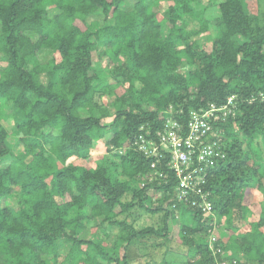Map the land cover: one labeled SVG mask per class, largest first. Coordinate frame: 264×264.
<instances>
[{
	"label": "trees",
	"instance_id": "trees-1",
	"mask_svg": "<svg viewBox=\"0 0 264 264\" xmlns=\"http://www.w3.org/2000/svg\"><path fill=\"white\" fill-rule=\"evenodd\" d=\"M243 1L0 0V264H129L130 245L150 239L167 256L174 227L185 264H264V27ZM211 29L204 47L198 37ZM93 53L108 59L106 74ZM230 98L233 118L203 119L205 141L223 138L203 184L225 217V257L214 258L205 219L188 203L198 197H176L169 154L155 162L132 144L139 135L157 144L167 120L185 125ZM8 113L21 115L12 131ZM102 141L110 159L71 163ZM253 185L263 200L246 230L242 200ZM135 210L159 220L137 230L127 219Z\"/></svg>",
	"mask_w": 264,
	"mask_h": 264
},
{
	"label": "rangeland",
	"instance_id": "rangeland-1",
	"mask_svg": "<svg viewBox=\"0 0 264 264\" xmlns=\"http://www.w3.org/2000/svg\"><path fill=\"white\" fill-rule=\"evenodd\" d=\"M134 2L132 1H127V9H130L132 7ZM202 5H206L205 2H203ZM243 8L246 14L248 15H256V17L259 19V24L261 27H264V0H245L243 1ZM206 7V11L204 14V18L206 21H208L209 23H211L212 21H214V19L218 16L217 15V7L216 5H214V7ZM166 5H161L160 7V13H162L163 15H166ZM90 22V21H89ZM186 28L189 29L191 28L192 24H188V20L186 22ZM197 26L195 25L193 28H196ZM214 34L212 33V29L205 33L202 34L198 37L199 42L201 43L202 46L207 47L209 46V44L211 43V40L213 38ZM48 56V55H47ZM47 56L42 58L43 60L47 59ZM49 57V56H48ZM92 59H93V64H94V68L96 70L97 73L100 72H105L104 74H106V67L109 66V62L108 59H98L97 53H93L92 54ZM111 64V63H110ZM1 68V66H0ZM184 71V70H182ZM189 93L191 95L195 94V88L191 87L189 88ZM234 100L232 98H230L226 105L224 107H220L218 109V111L222 114V119L224 122H226L228 119L233 118L234 117V112H235V104L233 102ZM110 111L112 110V108H110ZM218 113V112H217ZM9 114V118L7 120V122H5V125L8 127L9 131L14 130V124L16 123H20L21 121V115L20 113L14 114V113H8ZM81 117H87V113L82 112L81 113ZM216 119V118H215ZM214 119V120H215ZM217 133V132H216ZM217 136H219V138L217 140H209V144L212 147V149H219V145L222 144V136L219 135L217 133ZM133 144L135 146L134 149H136V144L139 141L133 140ZM154 142V141H153ZM153 142L151 143H144V145L146 146V148H151L153 149ZM212 142H214L212 144ZM11 147L13 149V152H17L20 151L21 149L18 148L19 146L15 145V142H11ZM115 153V151L110 150L107 148L106 144L102 141L99 142L95 145V147L91 150L89 158L88 159H75L72 158L71 159V163H73V165H78V166H83L85 168H90V167H95V165L97 164V162H101L102 159H110L111 156H113V154ZM159 158H163V156L161 155V157ZM70 162V160H69ZM5 165V164H4ZM156 164L151 165V168H154ZM208 178V176H207ZM143 184L140 183V186H142ZM176 197L178 200L183 201L184 198H186L185 195H183L182 193H180L179 191H177ZM205 197V202L206 201V196ZM209 197V196H208ZM68 200V199H67ZM263 200V190H258L255 185H253L252 190L248 191L245 193L244 198L242 200V206L245 207L246 211L244 212L246 215L244 217V222H242L241 225H243L244 229L249 230V224L256 222L259 219V214H260V203ZM154 202V201H153ZM194 201H189L188 203L190 204V206L192 207V209H196L200 212L201 214V219L204 218V224L207 227V231H206V240H207V247L209 249V251L212 253V255L214 256V258H223L225 257V252L223 251L222 247H223V239L225 238L227 231L225 224H224V218H218L211 207L210 211H203L202 210V200H200L197 203H193ZM231 214H228V216ZM125 218V217H124ZM128 221L133 222V225L135 227V229L140 230L143 227H145V225H151V224H155L158 222L159 220V216L156 217H149L147 214L145 213H140V211L135 210L132 211L129 216L127 217ZM97 222V221H96ZM233 224L235 226H237V222L233 219ZM251 228V226H250ZM176 230L177 228L174 227L173 228V239L175 240L176 237ZM241 234L242 230L240 231ZM82 238H87V235H85L84 233L81 234ZM199 239V235L194 236V241H198ZM172 240L173 242H171L170 244L167 245V247H170V251L167 254V256L164 254L165 252V247H160L157 249H153L152 245L157 243V240H144L143 242L140 243H133L132 245H130V248L127 251V258L129 259V264H163L162 260L163 258H168L171 259L170 260V264H185V250L184 249H180L177 244H175V241ZM160 242V240H159ZM156 248V247H155ZM68 249V246L63 245L62 250L65 251ZM179 249V250H178ZM217 264H229L228 262H218ZM232 264V263H231ZM234 264V263H233Z\"/></svg>",
	"mask_w": 264,
	"mask_h": 264
},
{
	"label": "built area",
	"instance_id": "built-area-1",
	"mask_svg": "<svg viewBox=\"0 0 264 264\" xmlns=\"http://www.w3.org/2000/svg\"><path fill=\"white\" fill-rule=\"evenodd\" d=\"M217 112H219L218 109L211 107L202 115L191 113L185 125L167 120L162 129L156 132L158 143L152 141L153 149L146 148L144 143L151 142L146 141L144 136L139 135L134 139L139 141L135 143V150L146 158H156L155 162L163 160L165 154H169L166 166L179 179L181 193L187 196V191L194 192L198 200L193 203L198 204L202 200L203 211H210L212 207L208 201L209 194L204 191L203 184L208 176L209 168L213 166L212 159L219 157V153L212 149L207 140L205 141L209 125L203 119L209 117L214 120L217 118L215 115ZM161 155L163 158H159ZM204 196L207 202L203 201Z\"/></svg>",
	"mask_w": 264,
	"mask_h": 264
}]
</instances>
